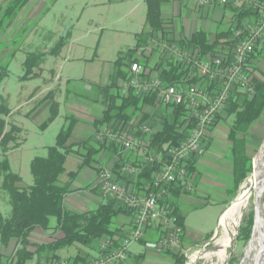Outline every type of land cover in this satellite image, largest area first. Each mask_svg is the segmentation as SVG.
I'll return each instance as SVG.
<instances>
[{
  "label": "rangeland",
  "instance_id": "374dc122",
  "mask_svg": "<svg viewBox=\"0 0 264 264\" xmlns=\"http://www.w3.org/2000/svg\"><path fill=\"white\" fill-rule=\"evenodd\" d=\"M145 10L143 0H44L40 12L30 17L22 16L21 19H15V16L14 23L7 29L9 32H1L0 66L7 69L8 75L0 85V102L1 98L6 99L13 113L7 116L8 121L22 129L21 144L8 153L12 171L23 179L21 186L34 183L32 160L35 156H45L47 147L55 143L58 133L68 125L71 120L69 115L73 113L69 106L79 104L89 112L92 107L97 109L91 96V86L105 83L106 71L118 53H124L134 46L135 34L145 27ZM60 39H64L65 44L59 53H53ZM40 52L47 54L39 60L40 66L34 68L36 74L24 77L27 56ZM52 92L59 102V112L53 121L45 125L53 102V97L49 98ZM262 116L255 122L254 134L247 139L253 158L252 171L239 185L234 180L229 161L227 113L215 127L210 152L206 157L213 165L204 162L200 164L199 171L204 175L220 174L218 181L221 185L204 187L206 193L202 196L212 203L199 207H194L192 203L181 205L189 232L199 233L203 237L212 232L213 235L187 251L181 264H220L216 257V241L221 234L219 219L240 194L255 169L258 154L264 149V112ZM202 200L205 198H200L199 202ZM254 204L255 196L228 248L227 258L221 264L243 263L253 232ZM0 210L5 216L10 213L6 192H0ZM50 221L55 224L56 218L51 217ZM83 248L91 250L89 246L83 245ZM7 254L8 250L0 239V264Z\"/></svg>",
  "mask_w": 264,
  "mask_h": 264
},
{
  "label": "trees",
  "instance_id": "16d2710c",
  "mask_svg": "<svg viewBox=\"0 0 264 264\" xmlns=\"http://www.w3.org/2000/svg\"><path fill=\"white\" fill-rule=\"evenodd\" d=\"M28 0H12L1 12L0 9V29L7 22H11L18 11ZM146 15L145 27L141 33L136 34L137 43L134 47L124 53L119 52L114 60L110 84L103 87L105 94L106 110L103 116L96 123L97 127L102 124L128 123L133 116L142 114L141 121H148L155 116V121L161 123L160 127L152 135V145L155 149L161 150L167 142L179 143L185 139L189 126L185 125L183 115L184 107H163L159 106L154 98L140 97L134 91H130L128 97L120 93L119 82L129 77V68L134 61L138 60L136 50L147 43V40L154 34L165 30V21L162 16V5L167 0H145ZM242 19L246 15H255L251 8H237ZM239 19L237 26L243 22ZM68 36V34H67ZM66 36V38H68ZM232 30L218 32L215 39L211 40L209 34L203 30L194 32L191 37L177 40L180 45L198 48L201 54H222L231 51L233 45ZM65 44L64 39H60L53 48V53H59ZM46 52L30 53L27 56V72L24 77L33 76L34 68L40 66L39 60L46 56ZM255 55V54H254ZM169 68L163 70V75L170 81L182 80L187 73V68L174 62L168 63ZM0 85L8 75L6 68H1ZM255 93L251 96L237 93L235 94L224 111L218 116H225L229 125L228 140L230 141V156L233 164L234 180L239 185L252 171V156L248 155L247 139L251 137L250 127L262 116L264 112V75L254 78ZM117 90V91H115ZM117 98L121 101L117 103ZM150 106V112L145 107ZM58 103L51 105L50 116L44 122L48 124L58 115ZM145 109V110H144ZM11 109L3 97L0 102V192H6L9 196L11 207L8 216L0 210V239L7 245L12 238L18 240V245L14 252L8 257L5 264H29V261L37 253L44 252L47 261L62 260L56 251L74 244L90 246L93 242L100 241L101 238L110 237L118 242L127 233V228L119 225L116 216L120 212H132L121 205L117 200L107 197L97 208L85 212H74L67 209L64 198L72 191L71 181L76 175L69 172V179L64 180L66 174L65 163L70 155L81 159V166H91L93 162H98L99 153L112 147L106 143L95 142L92 138L77 143H68L71 137L72 127L63 128L57 135L55 143L47 147L45 156H35L31 163V170L34 183L29 186H21L22 177L12 171L8 159V153L19 147L21 144L20 126L6 120ZM158 119V120H156ZM218 122V121H217ZM217 124V123H216ZM216 126V125H215ZM116 150V149H113ZM190 168L196 169V160L190 162ZM97 169H99L97 167ZM160 166L157 163H148L133 180H126L139 190L151 183L159 172ZM180 188L172 189L168 197L169 204L174 208V213L178 217V223L184 227V216L178 211L175 199L181 193ZM185 192V191H182ZM51 217L56 218L55 224L50 221ZM129 224V223H128ZM35 228L43 230L61 231V235L54 237L48 244H32L29 242V234ZM250 230L248 231V234ZM184 235V234H183ZM183 237V236H182ZM30 245L36 247V251L30 249ZM185 254L181 251L175 253L176 260L182 263ZM82 257L78 255L71 264H77Z\"/></svg>",
  "mask_w": 264,
  "mask_h": 264
},
{
  "label": "built area",
  "instance_id": "2783aa9c",
  "mask_svg": "<svg viewBox=\"0 0 264 264\" xmlns=\"http://www.w3.org/2000/svg\"><path fill=\"white\" fill-rule=\"evenodd\" d=\"M199 6L234 4L251 8L256 18L233 26L231 51L222 54H201L198 48L180 45L160 34H153L147 43L136 50L137 61L129 68V77L121 81V93L128 97L134 91L140 97L154 98L162 107H184L183 120L189 126L185 139L175 144L167 142L159 151L152 145V135L161 123L156 116L148 121L132 119L119 125H104L95 134L97 141L107 140L125 151L136 153L137 163L122 166L124 175L134 178L148 163H157L159 172L141 190L130 188L115 178L110 168L102 166L100 182L104 197H111L132 212L125 236L116 242L104 237L99 242V255L86 264H121L151 226L159 225L162 235L155 243L158 251L174 250L180 246L184 227L178 223L168 197L172 189L189 192L194 188L190 162L207 151L208 137L218 116L237 94L255 93V74L252 60L258 51L264 52V0H189ZM158 54L156 61L152 57ZM174 62L187 68L182 80L170 82L163 75ZM158 120V119H156ZM47 264H71L54 260Z\"/></svg>",
  "mask_w": 264,
  "mask_h": 264
},
{
  "label": "crops",
  "instance_id": "0c3cea01",
  "mask_svg": "<svg viewBox=\"0 0 264 264\" xmlns=\"http://www.w3.org/2000/svg\"><path fill=\"white\" fill-rule=\"evenodd\" d=\"M12 0H0V9L1 12L7 7V5ZM145 3L146 1L143 0ZM44 0H28L27 3L22 7L21 12L16 16L22 18V16L30 17L34 16L35 13L40 12L43 9ZM147 8V6H146ZM241 8L234 4L229 5H212V6H199L195 4L193 1L189 0H167L162 5V16L165 21V30L163 33L158 32L155 34H160L161 36L170 39V40H181L183 38H189L191 35L199 30H203L209 34L211 40L215 39L218 32L232 30L233 26L238 22L240 18L239 12L235 9ZM205 10V11H203ZM204 14L206 16H204ZM146 15V10L144 12V18ZM255 15H246L241 20L243 23H247L255 19ZM199 21L201 24H199ZM14 23V19L10 22H7L6 25L0 29L1 32L7 33V30ZM9 24V25H8ZM8 26V27H7ZM144 29V28H143ZM11 31V29H10ZM142 30H140L141 33ZM135 34V39H136ZM6 34H4L5 37ZM1 37L0 39H2ZM4 40V39H3ZM137 43V39L135 40V44ZM132 46V47H134ZM2 50V49H0ZM5 50V49H4ZM2 54V53H1ZM158 58V54H155L151 61H156ZM113 63L110 64V68L106 71V81L102 85H96L95 87L91 86V96L92 99L97 104V109H92L89 111L82 105L74 104L70 105L69 108L73 113H70L69 118L71 119L67 126V128L71 125V137L68 143H77L80 141H84L86 139L92 138L95 142L106 143L112 147L108 149L102 150L98 155V162L91 166H81L82 162L79 157L74 155H70L67 158L65 163L66 174L64 175V180L69 179V172H75L76 175L73 177L71 181L70 189L72 190L63 201L64 206L74 212H85L87 210H92L97 208L100 204H102L106 197L103 196L101 188L99 186L100 182V169L102 166L110 168L115 173V178L128 185V187H134L133 184L129 183L126 180H133L134 177L124 175L121 171L122 166L124 164L137 163L139 156L136 153L128 152L115 145L112 142L107 140L97 141L95 138V134L102 129L104 125L110 124H102L97 127V121L100 120L103 116L104 111L106 110V102H105V94L103 91V87L111 82ZM252 69L256 77H263L264 75V52L258 51L253 56L252 60ZM1 72V69H0ZM120 85V93H121V81ZM117 91V90H115ZM44 91L41 93L43 94ZM122 95V93H121ZM53 97V102H57L54 98V94H50L49 98ZM48 98V97H47ZM32 100L29 99V101ZM121 101V98H117V103ZM51 103V105L53 104ZM58 106H59V102ZM59 108V107H58ZM163 108V107H162ZM146 110L153 113L150 106L145 107ZM144 109V110H145ZM51 112V108H50ZM59 112V110H58ZM13 113L10 112L9 116ZM263 115V114H262ZM50 115H48L49 117ZM142 114H138L137 116H133L132 120L137 122ZM47 117V118H48ZM261 116L260 118H262ZM223 119V116L218 120L220 123ZM6 120L8 121L7 117ZM9 122V121H8ZM112 123V122H111ZM114 124V123H113ZM228 124V123H227ZM254 125V126H253ZM250 127V133L253 135V128L255 127V123ZM215 126V127H216ZM229 126V125H228ZM215 127L212 129L210 136L208 137L207 151L206 153L198 157L196 159V169L193 172V181L194 188L189 192H182L178 195V197L174 200L177 206L178 211L184 216V235L181 239L180 246L174 250H164L158 251L155 249V243L159 237L162 235L161 227L159 225L151 226L147 229L145 236L136 244L132 246L128 259L121 264H179L176 260L175 253L181 251L186 254L187 251L193 249L198 246L199 243L204 241L207 237H211L213 232L207 234L205 237L200 235L199 233L189 232L186 228V215L185 211L182 210L181 205L184 203L193 204L194 207H199L203 205H208L212 203L209 202L207 197H204L206 193L204 187L210 186L212 188L218 187L221 185L219 183L220 174L218 176L209 174L204 175L199 171L200 164L209 163L213 165V162L210 163V160H207L206 157L210 152V144L213 141V135ZM229 142V156H230V148L231 144ZM247 144L249 145L247 140ZM248 155H250L249 147ZM116 149V150H113ZM230 161L231 167H233L232 161ZM97 167L99 169H97ZM199 171V172H198ZM136 190H139L137 187H134ZM202 200L199 202V199ZM195 202L197 204H195ZM199 202V203H198ZM224 214V213H223ZM222 214V215H223ZM221 215V214H220ZM221 215V217H222ZM132 214L128 212H120L116 216L117 223L123 226V229L128 227V223L131 221ZM220 217V219H221ZM219 219V224H220ZM61 231H53V230H43L41 228H35L29 234V242L32 244H48L54 240V237L60 236ZM103 239V238H101ZM100 239V240H101ZM99 242H93L89 247L91 250H86L83 248L81 244H74L69 247L62 248L56 251V255L60 257L62 260L73 261L75 257L80 255L82 260H80L77 264H86L89 260L97 257L99 255ZM3 244V243H2ZM18 245V240L16 238H12L7 245H4V248L8 250L7 257L2 261V264H5L8 257L14 252L15 248ZM30 249L36 251V247L30 245ZM4 253V252H3ZM51 261H47L45 257V253L41 252L39 254H35L34 257L29 261V264H47Z\"/></svg>",
  "mask_w": 264,
  "mask_h": 264
},
{
  "label": "bare ground",
  "instance_id": "6f19581e",
  "mask_svg": "<svg viewBox=\"0 0 264 264\" xmlns=\"http://www.w3.org/2000/svg\"><path fill=\"white\" fill-rule=\"evenodd\" d=\"M263 182L264 149L258 154L255 161V169L247 183L244 185L240 194L237 196L232 205L224 212L220 219L221 234L216 241L218 247L216 257H218L220 264L225 262L228 254V248L232 245L233 239L237 235V230L242 222L243 216L248 210L253 196H255L256 200V193L263 186ZM262 197L263 195L260 196L261 202ZM262 206L259 217L256 219V221H254L251 240L248 243L249 246L247 247L242 264H264V257L257 258L259 253L264 248V229L262 230L264 227V206Z\"/></svg>",
  "mask_w": 264,
  "mask_h": 264
},
{
  "label": "water",
  "instance_id": "95a60500",
  "mask_svg": "<svg viewBox=\"0 0 264 264\" xmlns=\"http://www.w3.org/2000/svg\"><path fill=\"white\" fill-rule=\"evenodd\" d=\"M263 148H264V144H263ZM263 194H264V182H263V186L256 193V200H255V204H254V221H256V219L259 217L261 206H262V204H261L262 202L260 201V196L263 195ZM262 257H264V248L262 249V251L257 256V258H262Z\"/></svg>",
  "mask_w": 264,
  "mask_h": 264
}]
</instances>
